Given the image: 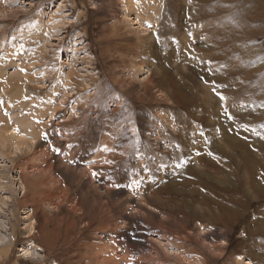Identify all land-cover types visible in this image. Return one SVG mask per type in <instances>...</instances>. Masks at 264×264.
I'll return each mask as SVG.
<instances>
[{
	"label": "rangeland",
	"instance_id": "obj_1",
	"mask_svg": "<svg viewBox=\"0 0 264 264\" xmlns=\"http://www.w3.org/2000/svg\"><path fill=\"white\" fill-rule=\"evenodd\" d=\"M0 135V264H264V0H0ZM65 167L88 206L60 170L25 200L19 168ZM198 182L237 196L228 229L179 211Z\"/></svg>",
	"mask_w": 264,
	"mask_h": 264
},
{
	"label": "bare ground",
	"instance_id": "obj_2",
	"mask_svg": "<svg viewBox=\"0 0 264 264\" xmlns=\"http://www.w3.org/2000/svg\"><path fill=\"white\" fill-rule=\"evenodd\" d=\"M134 2V1H133ZM136 2V1H135ZM129 3V2H128ZM176 4V3H175ZM129 5V4H128ZM131 5V4H130ZM129 7V6H128ZM150 8V7H149ZM137 10V9H136ZM182 11V9H181ZM138 13V12H136ZM196 13L195 10L194 12L191 13V18L193 19H196ZM142 14V12H141ZM148 14V13H147ZM146 14V15H147ZM126 17L128 19H131L132 22H134V24L141 26L143 24H140L138 22V16L135 15L134 11L131 9V7H129L126 11ZM147 18V17H146ZM143 20V19H142ZM130 21V20H129ZM144 21V20H143ZM145 23V22H144ZM143 27V26H141ZM140 28V27H139ZM211 48V47H210ZM138 71H141L140 69ZM233 111V109H232ZM252 114H253V111H252ZM205 125V124H204ZM219 125V123H218ZM30 126V125H29ZM209 126V123L206 124V127ZM34 127V125H33ZM217 128V127H216ZM27 129V128H26ZM29 129V128H28ZM219 134L222 136H225V130L223 128L220 127L219 129ZM27 132H29L27 130ZM25 134V133H24ZM210 134V133H209ZM4 135V134H3ZM3 135H0V144L3 145V147L5 146V143L7 142V140L4 137ZM30 135V133H29ZM33 135V134H32ZM10 138L13 136V138L15 137L14 135H9ZM29 137V136H28ZM35 138V137H34ZM227 138V137H226ZM33 139V138H32ZM19 141V140H18ZM21 144V142H20ZM19 142H12L11 145L14 147V149H18L20 148ZM217 150H220L217 148ZM219 153V151H218ZM245 157H244V166H246L247 168H234V169H237L236 171V174L235 176L239 177V180H241L243 182V185H237V188H239L240 190H242V192L244 193V191H246L244 193L247 194V190H246V185L247 183H249L251 181L250 177L251 174L248 175V171L249 170H252V174L254 173L255 167H253V162L256 161V158L254 157V155H252L251 153H248V152H245ZM230 156V155H229ZM228 157V156H227ZM233 158V157H232ZM229 159V158H228ZM255 165V164H254ZM258 165V164H257ZM256 165V166H257ZM241 166V165H239ZM32 170L29 171V168H19V171H18V183H19V186L21 187V190L24 192L23 193V197L25 198V200L29 199L30 196H32L33 192H34V189H35V186L37 187L38 185L40 186H43V185H47L48 183H54V178L50 177L49 176V173L50 171L52 170H60L59 172H61V176L64 180V182L69 186L67 191L72 194V192H75V191H78L80 192V200H82V205L83 206H88L87 205V202L89 201V196H88V187H89V184H86L85 181L83 180V174L85 173V170H82L80 171L79 169L80 168H31ZM193 168H184V171L187 170V171H190L192 173L191 174V177L190 180L193 182V181H196V179H199L198 180H202L204 179V181H207V182H213L215 185L216 184H219L218 183V180L216 177H210L206 172H201V171H198L196 169H193ZM183 170V169H182ZM197 171V172H196ZM183 173V172H182ZM186 173V172H185ZM206 174V175H205ZM189 176V175H188ZM188 178V177H187ZM186 178V179H187ZM223 178L225 179V182H230L227 180V178L230 179V176H223ZM223 181V180H222ZM56 182V181H55ZM223 181V183H225ZM47 183V184H46ZM195 183V182H194ZM199 183V182H198ZM251 183V182H250ZM86 184L88 187L87 188H82V185ZM191 185V184H190ZM200 185V189L198 188ZM215 185H201V183H199L197 185V188H198V193L196 194H192L191 195V202L188 203V202H183L182 203V206L184 208H179V211L180 212H183L185 211V218L188 219V220H197V221H201V222H204L208 225H221L223 227H225V229H228L230 227V225L234 222L237 221V217H240L242 216L240 212H238L237 210V207H236V198L237 196H233L235 195L234 193H229V192H232V191H229L230 189H228L227 187H229L228 185L224 186L223 184L221 185V187H217ZM254 186V185H253ZM39 187V186H38ZM74 187H77L76 189ZM217 187V188H216ZM244 187V188H243ZM254 187H258V186H254ZM220 188V189H219ZM234 188V186H233ZM38 189V188H37ZM96 191L100 192L103 188H99V187H96L94 188ZM217 189V190H215ZM260 191V193H262V189L261 188H258ZM41 190V189H40ZM215 190V191H214ZM39 191V189H38ZM64 191V190H63ZM66 191V190H65ZM169 189L168 188H165L163 189L162 191H160L159 193H156L158 196L156 197V194L151 197H148L147 199L145 200H142V201H128L126 202L127 203V206L131 207L136 213L138 214H141L147 218H150L152 216V213L151 211L153 210L152 206L153 205H156L157 206H164L166 208L169 207V204H168V199L165 200L163 199V195L164 194H171L170 192H168ZM229 191V192H228ZM62 192V191H61ZM103 192V191H102ZM197 192V191H196ZM176 193H179L178 191H176ZM54 194V193H53ZM149 194V193H148ZM34 195V194H33ZM62 195V194H61ZM143 195V194H142ZM181 195V194H180ZM210 195H213L214 199H211L210 200ZM35 196V195H34ZM40 196V195H39ZM47 197L51 198L52 196L50 195H47L46 198H45V201L47 199ZM66 197V193L63 192V196L62 198L65 199ZM142 197V196H141ZM177 197V196H176ZM175 197V199H176ZM245 197H247V195H245ZM35 198V197H33ZM41 198V196H40ZM179 198V197H177ZM195 198V202H193V199ZM49 200V199H48ZM38 201V200H37ZM41 203V200L39 201ZM198 203L199 205H205L206 208L205 209H201L199 207V209H196V207H194V203ZM37 203V202H36ZM40 203H38L37 205H39ZM178 204V203H177ZM90 205V204H89ZM180 205V203L178 204ZM94 206V205H93ZM144 206L148 207V208H145ZM235 206V207H234ZM163 207V208H164ZM175 208L176 206L173 204L172 208ZM178 207V206H177ZM188 207V208H187ZM158 209V208H157ZM171 210V209H170ZM155 211V210H154ZM175 211V210H174ZM153 212V211H152ZM156 212V211H155ZM168 212V211H167ZM176 212V211H175ZM170 214V213H169ZM172 214V213H171ZM180 215V214H179ZM158 217V216H157ZM169 216H167L168 218ZM172 217H170L171 219ZM256 219V218H255ZM175 220V219H173ZM182 220V219H181ZM176 221V220H175ZM173 222V221H172ZM260 222V221H259ZM257 223V222H256ZM126 225V224H125ZM200 225V224H199ZM160 226V225H159ZM167 226V225H166ZM171 226V225H170ZM182 226V225H181ZM256 229L255 230H252V231H248L249 235H250V239L253 240V236H261L264 234V226L262 225V223H258V225L256 224ZM186 227V225L184 226ZM163 229V228H162ZM170 229V228H169ZM168 230V229H167ZM212 230V229H211ZM199 231V230H198ZM197 231V232H198ZM190 232V231H189ZM201 234H206V232H204V229L201 228L200 230ZM172 233V232H170ZM194 233V232H193ZM192 233V236L195 235ZM209 233V231L207 232ZM214 233V232H213ZM180 234V233H179ZM212 234V233H211ZM181 235V234H180ZM184 235V234H183ZM186 235V233H185ZM215 235H217L215 233ZM175 236V234H174ZM177 236V235H176ZM182 236V235H181ZM199 236V235H197ZM201 237V236H200ZM182 238V237H180ZM185 238V237H184ZM194 238V237H193ZM170 239V238H169ZM197 239V238H196ZM186 240V238L184 239ZM191 240V239H190ZM201 240V239H199ZM250 240V241H251ZM173 241V240H172ZM255 241V240H254ZM181 242V241H180ZM194 242V241H193ZM225 242V241H224ZM252 244H255V245H249L250 248L252 247H258V241H256V243H254L253 241L251 242ZM185 244V243H184ZM184 244L182 246H184ZM201 244H204L201 242ZM212 244V243H211ZM213 244H216V242L214 243L213 241ZM178 245V244H176ZM190 245V244H189ZM198 245V244H197ZM208 246H209V243H208ZM179 247V246H178ZM185 247H188L187 245ZM195 247V246H194ZM204 247V246H203ZM212 248H214L213 246H211ZM217 247V246H216ZM164 248V247H163ZM189 248V247H188ZM206 248V247H205ZM166 249V248H165ZM203 249V248H202ZM194 250V249H193ZM196 252V250H195ZM214 252V251H213ZM132 260V259H131ZM134 262V261H133ZM130 264V263H129Z\"/></svg>",
	"mask_w": 264,
	"mask_h": 264
},
{
	"label": "snow or ice",
	"instance_id": "obj_3",
	"mask_svg": "<svg viewBox=\"0 0 264 264\" xmlns=\"http://www.w3.org/2000/svg\"><path fill=\"white\" fill-rule=\"evenodd\" d=\"M215 90V89H214ZM217 95H219V93H217ZM219 98L221 99V100H224L225 99V97L224 96H222V95H220L219 96ZM54 151H59V149H54ZM96 175V173H93V176H95ZM25 255H30L29 253H26Z\"/></svg>",
	"mask_w": 264,
	"mask_h": 264
}]
</instances>
